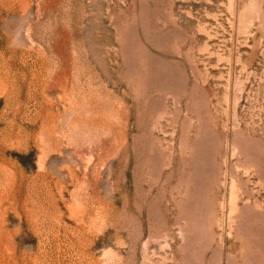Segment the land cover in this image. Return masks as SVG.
Returning <instances> with one entry per match:
<instances>
[{
  "label": "rangeland",
  "instance_id": "1",
  "mask_svg": "<svg viewBox=\"0 0 264 264\" xmlns=\"http://www.w3.org/2000/svg\"><path fill=\"white\" fill-rule=\"evenodd\" d=\"M0 264H264V0H0Z\"/></svg>",
  "mask_w": 264,
  "mask_h": 264
},
{
  "label": "bare ground",
  "instance_id": "2",
  "mask_svg": "<svg viewBox=\"0 0 264 264\" xmlns=\"http://www.w3.org/2000/svg\"><path fill=\"white\" fill-rule=\"evenodd\" d=\"M3 168V167H2Z\"/></svg>",
  "mask_w": 264,
  "mask_h": 264
}]
</instances>
